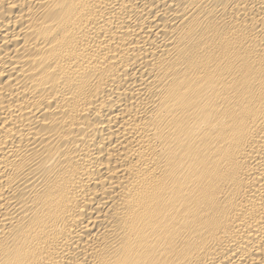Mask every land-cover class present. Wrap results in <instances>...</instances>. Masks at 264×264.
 I'll return each instance as SVG.
<instances>
[{
	"label": "bare ground",
	"instance_id": "1",
	"mask_svg": "<svg viewBox=\"0 0 264 264\" xmlns=\"http://www.w3.org/2000/svg\"><path fill=\"white\" fill-rule=\"evenodd\" d=\"M0 264H264V0H0Z\"/></svg>",
	"mask_w": 264,
	"mask_h": 264
}]
</instances>
